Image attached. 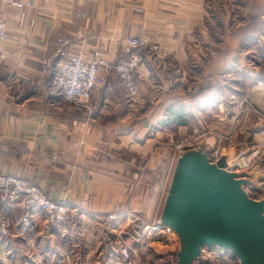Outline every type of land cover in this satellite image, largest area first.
Masks as SVG:
<instances>
[{
    "label": "crops",
    "instance_id": "1",
    "mask_svg": "<svg viewBox=\"0 0 264 264\" xmlns=\"http://www.w3.org/2000/svg\"><path fill=\"white\" fill-rule=\"evenodd\" d=\"M17 1L0 0L8 22L0 43V173L31 179L74 212L46 230L38 214L22 222L24 204L11 206L0 264L116 262L129 222L107 215L137 208L149 221L162 218L181 137L202 135L203 152L219 148L228 160L260 148L239 175L248 195L264 200V119L242 102L250 93L264 110V51L256 50L264 49V0ZM129 36L160 46L142 52L133 95L115 74L96 87L91 105L71 104L54 87L63 38L71 39L66 55L100 48L118 60ZM177 235L126 240L141 264H177Z\"/></svg>",
    "mask_w": 264,
    "mask_h": 264
},
{
    "label": "built area",
    "instance_id": "2",
    "mask_svg": "<svg viewBox=\"0 0 264 264\" xmlns=\"http://www.w3.org/2000/svg\"><path fill=\"white\" fill-rule=\"evenodd\" d=\"M8 3L21 5L17 0H6ZM8 35V22L0 17V43L5 41ZM127 55L118 60H110L100 49L91 52L81 49L70 55L65 50L71 44L70 38L61 40L58 49L59 61L56 64V72L53 78V85L63 95L64 99L74 105H91V101L98 85L105 82V79L115 74L125 84L131 95L136 92V84L133 76L142 63V52L150 50L153 53H160V46L147 36H129L125 39ZM49 64L46 61L45 66ZM45 71V68L43 69ZM242 102L246 104L249 111L259 114L264 119L262 110L253 100L250 93L242 94ZM202 135L186 136L178 139L175 147L179 158L187 152H195L201 149ZM203 151V150H202ZM260 148L239 149L232 160H228L226 170L239 174L241 170L253 166V159L260 154ZM222 156L219 148L208 153L212 162H216ZM24 204V212L21 218L25 225H28L34 215L42 218L43 229H51L62 226L73 219L74 209L69 204L49 196L46 191L37 183L23 176L0 173V237L10 233V219L8 209L17 204ZM37 212V213H36ZM110 221H128L129 225L121 228L125 237L120 242L119 257L113 264H141L133 256V248L127 242V237L138 242H155L160 234L167 239H174L177 231L170 225L164 223L161 218L152 221L146 219L145 215L137 208H123L118 213H109ZM127 227V228H126ZM219 254L210 249L201 251L197 264H209L211 258ZM221 255V254H220ZM180 257V249L172 256L175 262Z\"/></svg>",
    "mask_w": 264,
    "mask_h": 264
},
{
    "label": "water",
    "instance_id": "3",
    "mask_svg": "<svg viewBox=\"0 0 264 264\" xmlns=\"http://www.w3.org/2000/svg\"><path fill=\"white\" fill-rule=\"evenodd\" d=\"M212 162L202 150L178 160L162 221L182 241L177 264H194L205 246L230 250L242 264H264V200L250 197L246 181Z\"/></svg>",
    "mask_w": 264,
    "mask_h": 264
},
{
    "label": "rangeland",
    "instance_id": "4",
    "mask_svg": "<svg viewBox=\"0 0 264 264\" xmlns=\"http://www.w3.org/2000/svg\"><path fill=\"white\" fill-rule=\"evenodd\" d=\"M255 44H256V42L253 41V48L255 47ZM256 48H257L256 50H258V52L264 51V49L261 47L260 43H258V47H256ZM178 159H179V152H178ZM161 209H163V208H161ZM154 210H155V208H146L145 209V211L147 213H151L152 216L154 214ZM157 211H158V208H157ZM208 263L209 264H240L239 261L236 259L235 255H233L230 250H225V253H223V255L219 254V257H218V255H216V257L213 256L211 258V260L208 261Z\"/></svg>",
    "mask_w": 264,
    "mask_h": 264
}]
</instances>
